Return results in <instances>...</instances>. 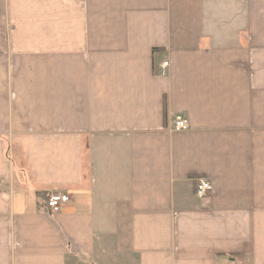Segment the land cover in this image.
Masks as SVG:
<instances>
[{"label": "crops", "instance_id": "obj_1", "mask_svg": "<svg viewBox=\"0 0 264 264\" xmlns=\"http://www.w3.org/2000/svg\"><path fill=\"white\" fill-rule=\"evenodd\" d=\"M0 264H264V0H0Z\"/></svg>", "mask_w": 264, "mask_h": 264}, {"label": "built area", "instance_id": "obj_2", "mask_svg": "<svg viewBox=\"0 0 264 264\" xmlns=\"http://www.w3.org/2000/svg\"><path fill=\"white\" fill-rule=\"evenodd\" d=\"M170 67V62L165 61L159 65L160 70L163 75L167 74V70ZM191 129L190 121L188 118L181 114H177L174 119L173 130L175 131H188ZM213 191V185L208 178L201 177L197 179L196 182V196L205 201ZM70 202V196L66 194L51 193L48 196L47 205L52 214H57L61 212L62 206Z\"/></svg>", "mask_w": 264, "mask_h": 264}]
</instances>
